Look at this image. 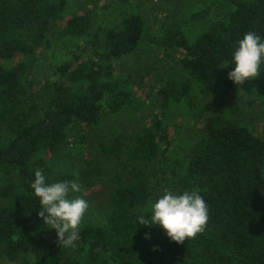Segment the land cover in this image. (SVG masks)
Here are the masks:
<instances>
[{"label":"trees","instance_id":"1","mask_svg":"<svg viewBox=\"0 0 264 264\" xmlns=\"http://www.w3.org/2000/svg\"><path fill=\"white\" fill-rule=\"evenodd\" d=\"M222 1L223 16L206 22L207 11H201L195 16L197 31L194 26L167 29L161 41L155 40L170 53H184L177 61L182 73L171 75L157 91L162 111L145 124L135 83L116 65L144 41H153L141 12L130 9L138 5L140 11V0H124L120 18L97 28L91 11L70 8L71 0H0V259L18 264H264V138L233 116L208 115L211 103L205 99L229 96L238 86L228 78L234 52L249 31L264 41V0ZM56 30L63 45H70L63 54L53 49L50 34ZM42 50L50 54L53 73L34 95L27 76ZM251 82L264 97V63ZM172 104L204 111L200 135L178 157L171 156L176 150L168 131ZM127 107L137 113V130H117L118 136L101 142L99 150L119 161L127 156L135 165L157 163L167 187L181 194L198 190L210 219L194 239L178 244L162 227L139 223L141 215L151 216L149 201L161 196L144 169H133L111 188L105 184L102 192L103 173L81 163L70 167L73 130L98 127ZM38 168L46 183L76 181L85 191L73 194L89 203L74 248L60 247L56 230L38 215L39 198L30 187Z\"/></svg>","mask_w":264,"mask_h":264},{"label":"rangeland","instance_id":"2","mask_svg":"<svg viewBox=\"0 0 264 264\" xmlns=\"http://www.w3.org/2000/svg\"><path fill=\"white\" fill-rule=\"evenodd\" d=\"M74 1L70 8L79 10L81 7L91 11L94 25L97 27H108L113 23L112 19H119L120 10L123 7L124 0H71ZM141 8L135 6L130 9H135L138 13L141 12L147 24V33L151 41H144L138 51L116 63L121 73L128 75L135 83V102H142L144 105L141 108L139 115L145 116V124H150L152 114H160V99L156 95L157 91L163 88L165 80L171 75L180 74L182 70L177 64L178 59L184 54L181 50L177 52L167 51L161 44L155 40H162L164 32L169 30L183 29L188 31V28H196L195 16L201 11L207 13L204 20L210 21L223 16L226 12L225 3L222 0H140ZM128 9H123L127 11ZM196 26V27H195ZM53 43V49L58 54H63L67 51L63 45L58 31L55 34H50ZM170 54L171 56L167 55ZM19 58H16L12 63L16 64ZM50 54L48 51L42 50L38 54L35 62V67L30 69L27 76L31 87L30 92L34 95L44 89L45 84L49 81L53 70L50 68ZM210 101V109L208 115H227L233 116L239 121H244L247 125L253 127L254 132L264 138V97L260 94L258 88L251 82L246 80L242 85H238L229 96L214 94L205 97ZM136 108V107H135ZM228 108L227 114L223 113L222 109ZM168 120V131L170 139L174 143L175 149L172 155L178 157L177 154H186L187 145L201 133L204 111L203 107L191 109L189 106H180L172 104L170 108ZM169 110V111H170ZM192 113L193 116L187 113ZM138 115V116H139ZM140 116V117H142ZM137 113L131 108L123 109L115 116H109L98 127L91 128L89 126H80L72 132L69 141V155L67 160L70 167L81 163L83 169L91 167L95 172L103 173L100 191L105 192L106 186L111 188L115 185V181L121 178L123 181L133 169H144L145 176L150 179L154 186L153 192L162 195V190L167 187L166 177L163 175L157 163H149L146 166L141 164L135 165L128 161L127 156L118 159L105 156L99 150L101 142L109 141L111 138L118 136L117 130L135 133L137 126L135 120ZM238 118V119H237ZM115 131V133H114ZM196 138V139H195ZM75 160V161H74ZM126 163V166H124ZM72 164V165H71ZM89 164V165H88ZM3 182L0 178V183ZM89 190V189H87ZM84 190L82 195L84 196ZM89 192H86V195ZM166 234V232H165ZM168 239L167 234L165 235ZM0 264H18L8 260L0 259Z\"/></svg>","mask_w":264,"mask_h":264},{"label":"clouds","instance_id":"3","mask_svg":"<svg viewBox=\"0 0 264 264\" xmlns=\"http://www.w3.org/2000/svg\"><path fill=\"white\" fill-rule=\"evenodd\" d=\"M238 45L233 56V70L228 73V78L236 85H242L246 80L259 77L261 64L264 63V41L255 32L249 31ZM30 187L39 198L41 208L38 215L45 225H51V229L56 230L60 247H76L80 226L89 207L88 201L73 195L82 191V185L70 180L46 183L43 170L38 168ZM149 208L150 218L141 215L139 223L162 227L170 240L178 244L203 233L210 219L209 206L198 190H185L181 194L179 190L164 187L162 195L154 203L149 201Z\"/></svg>","mask_w":264,"mask_h":264}]
</instances>
